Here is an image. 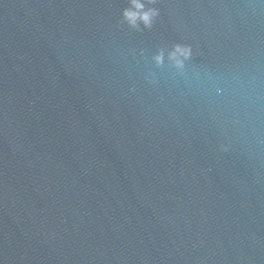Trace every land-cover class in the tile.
Masks as SVG:
<instances>
[{
	"label": "water",
	"instance_id": "95a60500",
	"mask_svg": "<svg viewBox=\"0 0 264 264\" xmlns=\"http://www.w3.org/2000/svg\"><path fill=\"white\" fill-rule=\"evenodd\" d=\"M140 2L0 0V264H264V0Z\"/></svg>",
	"mask_w": 264,
	"mask_h": 264
},
{
	"label": "clouds",
	"instance_id": "9594fccd",
	"mask_svg": "<svg viewBox=\"0 0 264 264\" xmlns=\"http://www.w3.org/2000/svg\"><path fill=\"white\" fill-rule=\"evenodd\" d=\"M132 3L135 7V9H142L143 4L140 2V0H132ZM155 14L154 10H148L144 12H137L132 10H126L124 15L128 19L129 23L135 24L137 17L142 19L145 24L150 23L151 17ZM171 58L175 60L177 65L182 64V61L180 60V57L187 58L189 56V50L187 48H183L179 45L176 46L175 51L170 54ZM157 61L159 62L161 57H156Z\"/></svg>",
	"mask_w": 264,
	"mask_h": 264
}]
</instances>
